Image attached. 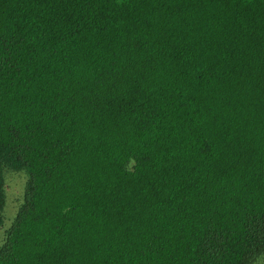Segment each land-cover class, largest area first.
<instances>
[{"label":"trees","instance_id":"trees-1","mask_svg":"<svg viewBox=\"0 0 264 264\" xmlns=\"http://www.w3.org/2000/svg\"><path fill=\"white\" fill-rule=\"evenodd\" d=\"M0 264H264V0H0Z\"/></svg>","mask_w":264,"mask_h":264},{"label":"rangeland","instance_id":"rangeland-1","mask_svg":"<svg viewBox=\"0 0 264 264\" xmlns=\"http://www.w3.org/2000/svg\"><path fill=\"white\" fill-rule=\"evenodd\" d=\"M5 179V209L4 223L0 227V246L4 242L6 232L11 226L23 200L28 173L24 169L4 168ZM262 264V263H260Z\"/></svg>","mask_w":264,"mask_h":264}]
</instances>
